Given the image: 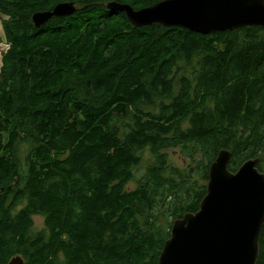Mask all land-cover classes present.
Instances as JSON below:
<instances>
[{
	"label": "trees",
	"instance_id": "trees-1",
	"mask_svg": "<svg viewBox=\"0 0 264 264\" xmlns=\"http://www.w3.org/2000/svg\"><path fill=\"white\" fill-rule=\"evenodd\" d=\"M161 1L0 0V264H159L220 151L233 172L259 157L264 173V27H138L108 7ZM61 2L78 10L37 28Z\"/></svg>",
	"mask_w": 264,
	"mask_h": 264
},
{
	"label": "water",
	"instance_id": "water-1",
	"mask_svg": "<svg viewBox=\"0 0 264 264\" xmlns=\"http://www.w3.org/2000/svg\"><path fill=\"white\" fill-rule=\"evenodd\" d=\"M138 27L162 24L211 35L244 27H264V0H164L135 9L111 2ZM78 10L75 2H61L53 10L33 16L37 28L54 17ZM232 152L220 151L210 168L207 194L197 212L174 221L159 264H258L264 229V173L260 158L247 160L237 172L230 169ZM11 264H25L22 257Z\"/></svg>",
	"mask_w": 264,
	"mask_h": 264
},
{
	"label": "rangeland",
	"instance_id": "rangeland-1",
	"mask_svg": "<svg viewBox=\"0 0 264 264\" xmlns=\"http://www.w3.org/2000/svg\"><path fill=\"white\" fill-rule=\"evenodd\" d=\"M2 25V26H1ZM0 46H7L10 48V43L8 42V40L5 37V32H4V27L2 24V16L0 15ZM9 50V49H8ZM7 50V51H8ZM6 51V52H7ZM5 52V53H6ZM4 53V54H5ZM3 68V65H2ZM1 68V71H2ZM0 71V73H1ZM168 156H169V163L175 167H178L180 169H184L185 167H188L191 164V160L188 159L185 155H183V153L181 152L180 149H171L168 152ZM154 157L152 156V153L150 151H147L144 153V160H143V165L140 168V172L138 175H141L142 173H144L147 169V167L151 164L154 163ZM199 184L201 183L200 180H198ZM209 183V182H208ZM136 187V184L133 182L129 188L130 189H134ZM160 220H161V225L162 226H166L168 225V221L166 220L165 217H163V214L160 215ZM173 220V219H171ZM34 222H35V226H34V231L35 232H39L42 231L45 228V218L41 215H37L34 217ZM174 224V223H173ZM172 224V226H173Z\"/></svg>",
	"mask_w": 264,
	"mask_h": 264
},
{
	"label": "built area",
	"instance_id": "built-area-1",
	"mask_svg": "<svg viewBox=\"0 0 264 264\" xmlns=\"http://www.w3.org/2000/svg\"><path fill=\"white\" fill-rule=\"evenodd\" d=\"M9 49L7 46H0V71L3 65L4 53Z\"/></svg>",
	"mask_w": 264,
	"mask_h": 264
},
{
	"label": "bare ground",
	"instance_id": "bare-ground-1",
	"mask_svg": "<svg viewBox=\"0 0 264 264\" xmlns=\"http://www.w3.org/2000/svg\"><path fill=\"white\" fill-rule=\"evenodd\" d=\"M224 150V149H223ZM233 158V157H232Z\"/></svg>",
	"mask_w": 264,
	"mask_h": 264
},
{
	"label": "crops",
	"instance_id": "crops-1",
	"mask_svg": "<svg viewBox=\"0 0 264 264\" xmlns=\"http://www.w3.org/2000/svg\"><path fill=\"white\" fill-rule=\"evenodd\" d=\"M1 26H2V25H1ZM1 26H0V27H1Z\"/></svg>",
	"mask_w": 264,
	"mask_h": 264
}]
</instances>
